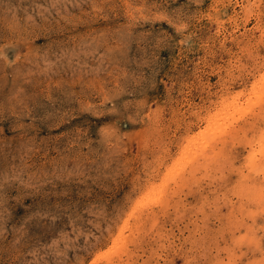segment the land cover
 <instances>
[{
  "label": "rangeland",
  "instance_id": "1",
  "mask_svg": "<svg viewBox=\"0 0 264 264\" xmlns=\"http://www.w3.org/2000/svg\"><path fill=\"white\" fill-rule=\"evenodd\" d=\"M263 92L264 0H0V264H264Z\"/></svg>",
  "mask_w": 264,
  "mask_h": 264
},
{
  "label": "bare ground",
  "instance_id": "2",
  "mask_svg": "<svg viewBox=\"0 0 264 264\" xmlns=\"http://www.w3.org/2000/svg\"><path fill=\"white\" fill-rule=\"evenodd\" d=\"M264 93V92H263ZM263 97H264V95H263ZM264 101V100H263ZM247 112V111H246ZM245 112V113H246ZM249 112V111H248ZM247 112V113H248ZM244 113V114H245ZM261 113H263V111L261 112ZM261 113L260 114H258V115H261ZM224 115V114H223ZM222 115V116H223ZM247 115V114H246ZM234 116V115H233ZM252 117V116H251ZM229 118V117H228ZM235 118H237V117H235ZM245 118H246V116H245ZM260 118V117H259ZM231 119V118H230ZM229 119V120H230ZM237 119H241V118H237ZM248 119V118H247ZM257 120H258V118H256ZM262 119H263V117H262ZM228 120V119H227ZM238 120V121H239ZM244 120V119H243ZM253 121L255 120V119H252ZM257 120H256V122H257ZM216 121H217V119H216ZM226 121V120H225ZM217 122H219V121H217ZM246 122V121H245ZM248 122V121H247ZM261 122V121H260ZM240 123H241V121H240ZM250 123H251V120H250ZM250 123H249V125H250ZM258 123V122H257ZM226 124V123H225ZM222 125H224V123L222 124ZM228 125V124H227ZM237 125H239L238 123H237ZM243 125H245V123H243ZM248 125V124H247ZM225 126V125H224ZM221 127V126H220ZM225 127H227V126H225ZM232 127V126H231ZM240 127V126H239ZM241 127H242V124H241ZM236 128V127H235ZM247 128V127H246ZM251 128V127H250ZM248 129V128H247ZM221 130V129H220ZM231 130V129H230ZM243 130V129H242ZM255 130V129H254ZM250 131H252V130H250ZM257 131H259V130H257ZM246 132V131H245ZM253 132V131H252ZM262 132V131H261ZM259 134V133H258ZM259 137V136H258ZM216 138V137H215ZM256 138V137H255ZM255 140V139H254ZM220 141V140H219ZM234 141V140H233ZM197 142V141H196ZM252 142V141H251ZM256 142H259V141H256ZM254 143V142H253ZM255 144V143H254ZM248 145V144H247ZM258 145V144H257ZM263 145V144H262ZM187 147V146H186ZM207 147V146H206ZM223 147V146H222ZM199 148V147H198ZM247 148V147H246ZM256 148V147H255ZM260 148H262V147H260ZM202 149H203V147H202ZM189 150V149H188ZM194 150H195V148H194ZM201 150V149H200ZM210 150V149H209ZM183 151H185L184 149H183ZM190 151V150H189ZM204 151H205V148H204ZM222 151V150H221ZM199 152H201V151H199ZM199 152H198V155H199ZM191 153V152H190ZM189 153V154H190ZM193 153V152H192ZM196 153V152H195ZM254 153H255V151H254ZM207 154V153H206ZM231 154V153H230ZM191 155V154H190ZM192 155H194V154H192ZM253 155V154H252ZM263 155V154H262ZM255 156V155H254ZM211 158V157H210ZM195 161V160H194ZM193 161V162H194ZM209 161V160H208ZM259 162V161H258ZM260 162H261V160H260ZM190 163H192V162H190ZM195 163H197V162H195ZM208 163V162H207ZM182 164V163H181ZM187 164V163H186ZM185 165V164H184ZM251 165V164H250ZM208 166V165H207ZM250 167V166H249ZM252 167H254V166H252ZM193 168V167H192ZM257 168V167H256ZM178 170V169H177ZM183 170H185V169H183ZM191 170V169H190ZM197 170V169H196ZM191 172H194V170L193 171H191ZM223 174V173H222ZM225 175V174H224ZM260 176V175H259ZM185 179V178H184ZM251 184V183H250ZM254 184V183H253ZM258 185V184H257ZM256 184H255V187L257 186ZM258 186H260L261 187V185H260V183H259V185ZM252 187H253V185H252ZM256 188H258V187H256ZM262 188H263V186H262ZM249 189V188H248ZM257 191H259V190H257ZM255 194V193H254ZM258 194V193H257ZM222 199V198H221ZM264 199V198H263ZM248 201H249V199H248ZM162 203V202H161ZM163 203H164V201H163ZM156 204V203H155ZM171 204V203H170ZM163 206H165V205H163ZM182 207V206H181ZM242 207V206H241ZM256 207V206H255ZM254 207V208H255ZM162 208V207H161ZM253 208V209H254ZM256 209V208H255ZM216 210V209H215ZM146 211H147V209H146ZM251 211V210H250ZM154 212V211H153ZM147 213V212H146ZM151 213V212H150ZM181 213V212H180ZM206 213V212H205ZM261 213V212H260ZM148 214V213H147ZM146 214V215H147ZM157 214V213H156ZM139 215V214H138ZM208 215V214H207ZM214 215V214H213ZM235 215V214H234ZM233 215V216H234ZM153 216V215H152ZM152 216H150V218L152 219ZM156 217V216H155ZM226 217V216H225ZM237 217V216H236ZM142 218H145V217H142ZM257 218V217H256ZM143 220V219H142ZM220 220V219H219ZM144 221V220H143ZM145 221H146V219H145ZM148 221V220H147ZM155 221V220H154ZM230 221V220H229ZM240 222H242V221H240ZM141 223V222H140ZM145 223V222H144ZM155 223V222H154ZM215 223V222H214ZM144 225V224H143ZM259 225V224H258ZM156 227V226H155ZM144 228V227H143ZM226 228V227H225ZM245 228V227H244ZM261 228H262V226H261ZM220 229H222V228H220ZM213 230V229H212ZM245 230V229H244ZM221 232V231H220ZM247 232V231H246ZM212 233V232H211ZM249 234V233H248ZM239 236V235H238ZM242 236V235H241ZM247 236V235H246ZM129 238V237H128ZM235 238V237H234ZM247 239V238H246ZM121 241V240H120ZM230 242H232V241H230ZM169 243V242H168ZM224 243H226V242H224ZM234 243V242H233ZM235 244V243H234ZM233 244V245H234ZM241 244V243H240ZM256 245V244H255ZM237 246V245H236ZM262 247V246H261ZM237 250V249H236ZM217 251V250H216ZM116 255H118V254H116ZM204 256V255H203ZM264 256V255H263ZM103 259H104V257H102ZM101 260V259H100ZM132 260V259H131ZM234 260V259H233ZM100 262V261H99ZM232 262V261H231ZM234 262V261H233ZM257 262V261H256ZM260 262V261H259ZM255 263V262H254ZM233 264V263H232Z\"/></svg>",
  "mask_w": 264,
  "mask_h": 264
}]
</instances>
